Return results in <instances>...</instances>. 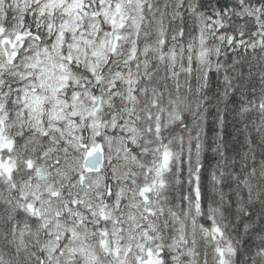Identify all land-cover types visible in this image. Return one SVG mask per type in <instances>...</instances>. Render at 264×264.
<instances>
[{"label": "snow or ice", "instance_id": "snow-or-ice-1", "mask_svg": "<svg viewBox=\"0 0 264 264\" xmlns=\"http://www.w3.org/2000/svg\"><path fill=\"white\" fill-rule=\"evenodd\" d=\"M0 264H264V0H0Z\"/></svg>", "mask_w": 264, "mask_h": 264}]
</instances>
